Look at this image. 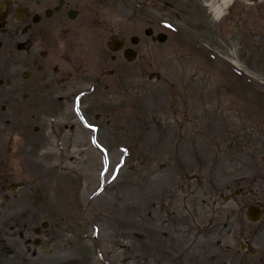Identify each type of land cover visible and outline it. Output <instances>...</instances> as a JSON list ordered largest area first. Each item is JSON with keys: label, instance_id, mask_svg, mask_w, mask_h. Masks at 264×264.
<instances>
[{"label": "rangeland", "instance_id": "rangeland-1", "mask_svg": "<svg viewBox=\"0 0 264 264\" xmlns=\"http://www.w3.org/2000/svg\"><path fill=\"white\" fill-rule=\"evenodd\" d=\"M251 2L219 22L203 0H164L165 43L112 63L107 32L95 82L0 116V264H264V219L246 218L264 207V1L258 19ZM188 3L196 17L176 18Z\"/></svg>", "mask_w": 264, "mask_h": 264}, {"label": "flooded vegetation", "instance_id": "flooded-vegetation-1", "mask_svg": "<svg viewBox=\"0 0 264 264\" xmlns=\"http://www.w3.org/2000/svg\"><path fill=\"white\" fill-rule=\"evenodd\" d=\"M245 1H252L246 4L258 19L264 0L225 5L224 0H203L209 19H216L219 7L222 22L236 17ZM163 6L164 0H0V116L29 117L52 101H64L67 85L90 78L95 82L101 36L110 32L107 42L125 39L124 50L137 51L142 41H153ZM178 6L176 18L196 17L189 4ZM133 36L138 37L136 46L131 45ZM123 53L111 54L112 63L126 62ZM14 123L20 125V120Z\"/></svg>", "mask_w": 264, "mask_h": 264}, {"label": "water", "instance_id": "water-1", "mask_svg": "<svg viewBox=\"0 0 264 264\" xmlns=\"http://www.w3.org/2000/svg\"><path fill=\"white\" fill-rule=\"evenodd\" d=\"M166 36H159V41L161 43L166 41ZM127 54V53H126ZM129 61H133L135 59V54H133L132 57H127ZM261 216V211L259 210V208H250L249 209V213H248V218L251 221H257Z\"/></svg>", "mask_w": 264, "mask_h": 264}, {"label": "bare ground", "instance_id": "bare-ground-1", "mask_svg": "<svg viewBox=\"0 0 264 264\" xmlns=\"http://www.w3.org/2000/svg\"><path fill=\"white\" fill-rule=\"evenodd\" d=\"M229 2H230V0H224V4L223 5H225V4L229 3ZM214 11H215L216 15H219V13L221 12V9L219 7H217V8H215ZM45 156H46V152H44L42 154V157H45Z\"/></svg>", "mask_w": 264, "mask_h": 264}]
</instances>
